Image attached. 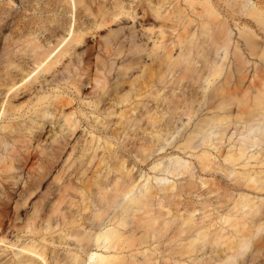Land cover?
I'll list each match as a JSON object with an SVG mask.
<instances>
[{"label":"bare ground","instance_id":"1","mask_svg":"<svg viewBox=\"0 0 264 264\" xmlns=\"http://www.w3.org/2000/svg\"><path fill=\"white\" fill-rule=\"evenodd\" d=\"M72 1V23L53 18L55 24L42 36L37 34L44 26L42 16L21 22V47L14 57L10 52L4 58L6 68L16 63L0 78V264H179L186 257H193L194 263L199 252L209 256L197 258L195 264H247L243 255L264 230V64L251 67L253 77H260L257 83H243V50L264 61L256 29H239L243 40L234 45L231 61L236 73L221 75L232 40L231 23L263 25L264 11L257 5L262 1L128 0L124 5L114 0V9L98 2L95 11L91 1H85L78 12ZM124 18L125 31H115V41L98 46L93 66V47L79 66L77 49L86 35ZM64 34L68 39L52 55L66 39ZM51 37L56 38L53 46L47 41ZM219 49L217 61L213 54ZM111 56L118 68L112 82L105 74L112 70L107 63ZM33 71L25 85L17 86ZM71 78L72 85L60 82ZM202 81L204 89L193 90ZM52 82L62 91L47 93ZM87 84L94 90L86 97ZM174 85H181L179 96L170 91ZM166 86L169 90L161 93ZM66 88L77 97L81 92L78 98L87 100L91 109L65 111L73 98L64 96ZM23 93L29 102L14 104L12 99ZM182 116L187 117L181 123L184 131L177 125ZM52 122L59 135L37 148L42 129ZM81 122L90 135L70 144ZM229 127L239 137L228 149H220ZM165 144L189 151L202 171L220 169L233 176L238 192L224 202L218 198L222 210L215 220L206 205L169 203L171 196L179 198L195 187L193 163L185 165L179 156L166 162L163 154L151 162L157 185L149 177L138 180L141 169L129 157L143 163ZM66 147L68 161L42 193V181ZM210 147L218 151L217 157ZM255 164L262 167L257 170ZM169 174H185V182L160 184ZM7 224L16 232L12 237ZM63 245L67 248L62 250Z\"/></svg>","mask_w":264,"mask_h":264},{"label":"rangeland","instance_id":"2","mask_svg":"<svg viewBox=\"0 0 264 264\" xmlns=\"http://www.w3.org/2000/svg\"><path fill=\"white\" fill-rule=\"evenodd\" d=\"M38 3L36 2V0H31L30 3H28L26 0H13L12 5H8L7 4V0H0V9H1V13H0V78L3 75V73L6 70H14L12 69V66L15 65L16 62H14L11 66V68H6V61L4 60L5 56L7 53L12 52V57H14V53L16 49L21 47V39L18 38L17 36V32L21 29V22L29 20V19H36L40 16H42L45 20V22L43 23V27L41 29H39V32L37 31V34L44 36L45 34L48 33L47 30H45L46 28H51L54 24L55 21H53V18H62L64 19V21L66 22V25H69V23L73 22L74 19V15H75V7H74V2L72 0H59L57 5L54 7L51 5L52 1L54 0H37ZM85 1H91V8L93 11H95V9L97 8V3L99 2L101 5L105 6V9H114L113 8V3L114 0H76V8H77V12L79 11L80 7L82 6V4ZM120 1L121 3H123L125 5V2H127L128 0H117ZM256 1V0H255ZM262 3H257V5L264 11V0H261ZM55 9V10H54ZM58 9V11H57ZM82 10V7H81ZM77 18V15H76ZM239 22V27H236L234 25V23H231L230 25V29L232 31L231 33V43L229 45V55H228V59L225 62V66L222 72L221 77L223 78V76L225 74H229L232 77H234L236 70L233 69L234 65H232L231 61H232V52H233V48L234 45L239 42V44H241V41L243 40V37L239 34V29H241L244 25L246 26H250L253 29H256L257 31V40L259 41L260 44H264V24L263 25H258L256 22H253L252 25L245 23L242 20H238ZM124 28V29H122ZM139 28V27H137ZM123 30L125 31V18L123 21H121L120 23H115L110 25L109 27L106 28H102L99 29L97 32L95 31H91V33H88L86 35V40L83 43V46L81 45L78 49V65L79 66H83V58L84 60L86 59V53H87V49L89 47H93V52L90 56V60H89V66H93V62L94 60H96V55H98V46L100 44H102L103 42H107V43H112L113 41H115L116 38V34L115 31L118 30ZM63 36L66 37V39L59 45L57 46L52 55H54V53L63 45V43L68 39V35L64 34ZM47 41H49L48 45L53 46L56 43V38L51 37L48 38ZM243 47V46H241ZM176 51V48L173 50V52ZM178 51H176L177 54ZM220 53H222V49H219L217 51V53L213 54V57L218 61L220 60ZM175 54V55H176ZM51 55V56H52ZM112 57V58H111ZM109 58H107V63L109 65H111L112 70L111 72H107L106 71V76L110 79V81L112 82V76H113V71L115 69V63H113V56H111ZM243 57L245 58V66L244 69L246 68L247 74L244 77L243 83L245 85H251V84H255L258 82L259 78L258 76H254L253 77V69L251 70V67L254 66L255 64H264V61L260 58H257L255 56H250L248 54V52L246 50H243ZM196 59H198V61L200 60V57L197 56ZM197 66L200 65V63L196 64ZM118 68L116 67L115 70H117ZM91 72L94 71V68L90 69ZM263 72H264V66L262 68ZM36 71V70H35ZM35 71H33L30 75H28L27 77H25V79L23 81H18L17 86H23L25 85V83L28 81V79H30V77L35 73ZM77 72L79 71V69L77 68L76 70ZM85 72H88L86 69L84 70ZM204 74H207V71L204 70ZM136 72V71H135ZM70 73L71 76L77 77L78 74H74ZM138 75V73H134L133 77ZM18 79V76H16ZM85 75L81 76V78H84ZM66 81L69 85H72L73 82H75L74 78L71 79H63L61 80V84L65 83ZM181 84V83H180ZM185 84H188L187 82H185ZM55 85V82H52L51 85L47 86L45 88V91L47 93H49L48 91H62V89H57V88H53ZM206 86V82L202 81L200 83V85L195 84L194 87H196L193 90H197V91H202L204 89V87ZM24 90V89H21ZM93 90L92 88H90V84L86 85V88L83 90V96H90L93 95ZM169 87L166 86L165 89L161 90V93L168 91ZM187 89L184 88V91H186ZM170 91H173V94H177V96H179L178 94H180L182 92L181 89V85H178V87H176L175 85L173 86L172 89H170ZM64 96L70 95L72 96V100L71 103L67 106H65V111H69L70 109H72V107H80V108H84V110L88 111L91 108L87 107L86 102L87 100H80L78 97H80L81 92L79 93L78 97L76 96V93L73 92V90L71 88H66L64 90ZM32 97V96H31ZM30 100V96L28 94H21L17 97H15L14 99H12V102L14 104L17 105H25L27 102H29ZM199 105L196 106V108H198ZM204 108V107H203ZM201 108V109H203ZM3 109V106L1 108V111ZM0 111V113H1ZM204 111H202L201 113H204ZM199 114V112L190 120V122H192L193 120H195L197 118V115ZM90 116V118L92 119V114H88ZM186 116H182V120L177 122V125H179V130H183L184 126H181L182 121L186 122ZM3 123L1 122L0 119V124ZM190 126V125H189ZM188 126V127H189ZM59 127H57V124L49 123V124H45V127L42 129L41 131V141L40 144L34 143V146H36L37 148H40L39 145L41 144H49L51 142V139L53 137V135L58 136L59 132H58ZM184 131V130H183ZM56 133V134H55ZM75 134V138L73 139V136L70 137V144L74 143L75 140L77 139H82V138H86L88 137L90 134L87 132V128H86V124L84 123H80V126L78 127V130L74 133ZM177 135V134H175ZM216 135L212 134V137H215ZM226 136V141L224 142V140L222 141V145L220 149L224 148L225 150L228 149L229 147V143H232L234 141L237 140V138L239 137L238 134H236L234 132V129L229 127L227 128V130L224 133V137ZM231 137L230 140L228 141V137ZM73 139V140H72ZM211 149L212 155L217 157L218 155V151H216V149H212L211 147L209 148ZM70 149L68 147H66V149L63 151V153L61 154V156L59 157L58 161L56 162L54 168H52L50 170V172L47 174L46 178L42 181L41 186L39 187L40 191L43 193L44 191H46V187L50 184V182L53 181V178L55 175H57L59 173V171L62 170V168L65 166L66 162L68 161V153H69ZM163 154H167L165 155V160L166 162L169 161V158H173L175 156H179L181 157L183 160L182 162L185 165H189V163H193V169L191 170V173L193 174L194 178H193V183L195 185V187L193 189H191L190 193L185 194L183 193V195H181V197L177 198L174 196H171L169 200V203L171 205H174L178 202L180 203H185V202H192L194 205H196L197 207L200 206H204L206 205L205 210L208 212H211V217L213 218V220H215V217L221 212L222 208H218L220 203H217L216 201L218 200V198H220V201L224 202L225 199H227L229 197L230 194H234L237 193L238 190L235 189L234 185H233V176H226L220 169H216L215 171H202L200 170L199 166L197 165V161L194 155L190 154L189 151L185 150H179L177 147H173L170 144H165V146L160 149L157 150L156 152H154L151 156H149V158L147 159V161L140 163L138 161H136V159L132 156H130L129 158L131 159V161H135V167L139 166V168L141 169V173L140 175H138V180H143L145 177H149V182L153 185H157L156 182L153 180V176L156 174L155 170L151 169V165H152V161H155L156 158H158L160 155ZM221 159H217L218 163H222ZM253 160H250V163H254L251 162ZM224 165H227L226 163H223ZM240 165H236L235 168L238 169L240 168ZM35 166V165H34ZM260 167H262L261 165L255 164V168L260 169ZM136 168L133 170L135 171ZM26 172L22 175H20V179L21 177H23L25 175L26 177ZM186 177V175H177V176H172L171 174L168 175V177H166V179L162 180L160 182V184H168L170 185L171 183H177L179 185L180 182H185L184 178ZM202 181H204V183H201ZM47 185V186H46ZM218 188L217 190H215L214 192H212V190H214L215 188ZM235 190V191H234ZM172 191H175V187L172 189ZM227 194V196H226ZM253 195V193H252ZM264 197V191L261 192V194ZM38 195L35 196L32 201H36L38 199ZM174 197V198H173ZM202 203V204H201ZM182 212V210H181ZM203 212V209L201 210V213ZM199 213V210H197L196 212H194V215L196 216ZM13 227L11 225L7 224V233H10V237L15 235V231H13ZM11 231V232H10ZM10 237L8 236L7 239H10ZM14 239V238H13ZM64 246V245H63ZM60 247L63 249L67 248V246L65 247ZM73 245H71L70 247H72ZM4 247V245H3ZM93 251H97V252H104L105 250L101 249V248H93ZM96 249V250H95ZM199 254L197 258H207L209 256V254H203L201 252L197 253ZM10 256V254H9ZM243 257H245V259H248L247 264H264V230L261 232V234L256 235L253 239L252 242V246L251 248L243 255ZM193 257H186L182 260H180L178 263L179 264H183V263H188V264H195L197 262V258L194 261V263L191 262ZM165 258H162V261L164 262ZM84 264V263H83Z\"/></svg>","mask_w":264,"mask_h":264}]
</instances>
